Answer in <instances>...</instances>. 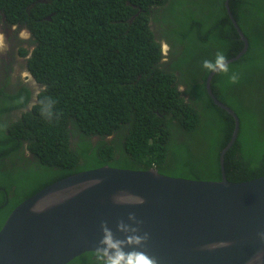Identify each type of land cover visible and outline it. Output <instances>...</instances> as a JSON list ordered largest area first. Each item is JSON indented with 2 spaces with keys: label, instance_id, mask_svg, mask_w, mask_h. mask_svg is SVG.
Instances as JSON below:
<instances>
[{
  "label": "trees",
  "instance_id": "1",
  "mask_svg": "<svg viewBox=\"0 0 264 264\" xmlns=\"http://www.w3.org/2000/svg\"><path fill=\"white\" fill-rule=\"evenodd\" d=\"M224 1L0 0V24L30 32L28 67L43 86L13 118L7 112L25 102L0 86V228L44 186L102 165L221 179L234 119L206 92L202 62L243 48ZM228 5L248 47L228 74L213 75L211 89L239 119L224 171L242 182L264 175V0ZM67 264L97 261L89 251Z\"/></svg>",
  "mask_w": 264,
  "mask_h": 264
},
{
  "label": "water",
  "instance_id": "2",
  "mask_svg": "<svg viewBox=\"0 0 264 264\" xmlns=\"http://www.w3.org/2000/svg\"><path fill=\"white\" fill-rule=\"evenodd\" d=\"M224 5L244 43L229 63L246 52L248 41L228 0ZM214 74L206 77V92L234 119L231 137L219 154L220 180L108 165L71 174L11 210L0 228V264H67L100 246L102 221L121 238L117 222L147 233L141 250L157 264H246L257 253L264 264V241L258 235L264 232V175L242 182L226 179L224 154L237 137L239 119L213 94ZM116 196L125 203L115 202ZM140 199L144 202L138 204Z\"/></svg>",
  "mask_w": 264,
  "mask_h": 264
},
{
  "label": "clouds",
  "instance_id": "3",
  "mask_svg": "<svg viewBox=\"0 0 264 264\" xmlns=\"http://www.w3.org/2000/svg\"><path fill=\"white\" fill-rule=\"evenodd\" d=\"M166 46L167 45L165 44V42L161 43V50L163 54L162 62L168 60L164 58V56L168 54L167 53L168 47L166 50H164ZM202 67L205 68L208 72L224 73V74L229 73V63L227 57L222 51L216 52L214 60H204L202 62ZM238 79L239 77L236 73H232L231 75H229V81L231 83H237ZM179 89L181 90L182 88L179 87ZM41 114L42 115L46 114L48 116H51L52 113L50 106L47 110L41 109ZM2 127H6V125ZM26 155L28 157L32 156L29 151H26ZM148 169L157 170L155 168V164H152V167ZM140 170H146V169H140ZM114 199L115 202L117 203H125L124 201L120 200L118 196H116ZM143 202H144L143 199L137 201L138 204H141ZM129 215L131 216L132 214L130 213ZM100 227L102 232V236L98 241V244L100 246L96 247L93 250L97 264H157V260L155 257L150 256L147 254V252L141 250L143 249L145 242L148 240L147 233L140 234L139 229L136 226L125 228L121 222H117L116 232L122 234V238H121V236L116 235V233H114L112 229L107 226L106 222L102 221ZM258 235L260 239L264 241V232L258 233ZM225 246H227V242H225ZM125 249L128 250L126 251ZM246 264H262V255L260 253H257L255 256L250 258L246 262Z\"/></svg>",
  "mask_w": 264,
  "mask_h": 264
},
{
  "label": "flooded vegetation",
  "instance_id": "4",
  "mask_svg": "<svg viewBox=\"0 0 264 264\" xmlns=\"http://www.w3.org/2000/svg\"><path fill=\"white\" fill-rule=\"evenodd\" d=\"M22 32H26L28 38H24L21 35ZM0 33L6 44L4 53L0 54V60H3L0 62V86L3 85L9 94L20 92L19 102L20 100L25 102L22 108L11 109L7 112V117L13 118L32 108L43 86L28 67L29 54L34 47L29 31L25 28L19 29L14 24H0ZM23 51L26 53L22 54ZM179 87L184 89L183 84ZM22 88L23 91H21ZM185 98H188V95H185ZM1 104H3L2 101ZM20 164H34L33 157L21 160Z\"/></svg>",
  "mask_w": 264,
  "mask_h": 264
},
{
  "label": "rangeland",
  "instance_id": "5",
  "mask_svg": "<svg viewBox=\"0 0 264 264\" xmlns=\"http://www.w3.org/2000/svg\"><path fill=\"white\" fill-rule=\"evenodd\" d=\"M24 38H28V35L26 32H22L21 34ZM5 41H4V38H3V35L2 33H0V54H3L4 53V47H5ZM167 49V46L164 50ZM3 60H0V62H2Z\"/></svg>",
  "mask_w": 264,
  "mask_h": 264
},
{
  "label": "bare ground",
  "instance_id": "6",
  "mask_svg": "<svg viewBox=\"0 0 264 264\" xmlns=\"http://www.w3.org/2000/svg\"><path fill=\"white\" fill-rule=\"evenodd\" d=\"M23 30V29H22Z\"/></svg>",
  "mask_w": 264,
  "mask_h": 264
}]
</instances>
